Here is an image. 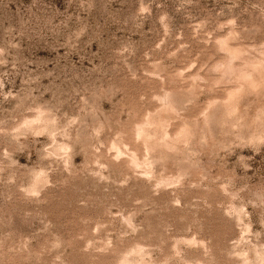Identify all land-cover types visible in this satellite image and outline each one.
<instances>
[{"label":"rangeland","instance_id":"1","mask_svg":"<svg viewBox=\"0 0 264 264\" xmlns=\"http://www.w3.org/2000/svg\"><path fill=\"white\" fill-rule=\"evenodd\" d=\"M0 264H264V0H0Z\"/></svg>","mask_w":264,"mask_h":264}]
</instances>
